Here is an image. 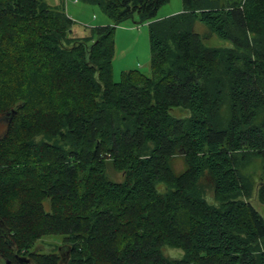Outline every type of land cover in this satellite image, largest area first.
Returning <instances> with one entry per match:
<instances>
[{
	"label": "trees",
	"instance_id": "trees-1",
	"mask_svg": "<svg viewBox=\"0 0 264 264\" xmlns=\"http://www.w3.org/2000/svg\"><path fill=\"white\" fill-rule=\"evenodd\" d=\"M75 1L111 23L79 36L65 7L0 0V264H264V0L164 19L171 0ZM136 16L151 76L116 82L115 31Z\"/></svg>",
	"mask_w": 264,
	"mask_h": 264
},
{
	"label": "rangeland",
	"instance_id": "rangeland-1",
	"mask_svg": "<svg viewBox=\"0 0 264 264\" xmlns=\"http://www.w3.org/2000/svg\"><path fill=\"white\" fill-rule=\"evenodd\" d=\"M44 2L54 9L66 8L67 13L76 22V32L79 36H90L91 28L100 25H107L111 23L110 19L103 14L98 6L76 2L75 0H44ZM183 11L182 0H171L163 5L157 15L156 19H164L169 16L179 14ZM135 20H128L122 25L118 26L115 31L116 54L113 61L114 80L119 82L122 77V72L130 70H140L144 75L151 76V45L149 36V26L147 23L135 24ZM195 30L200 36L204 38V42L210 47H233V44L218 38L211 33L209 27L201 22H196ZM178 117H187L189 112L182 109H175L173 112ZM0 119H2L0 117ZM5 130V121L0 120V134ZM259 165V164H258ZM109 176L113 180H120L121 174L109 168ZM256 176V191L254 197L251 199L252 204L264 215V205L257 197V190L261 184L260 170L255 172ZM207 179H204L206 184ZM208 197L211 199L212 191L209 190ZM2 228L0 223V229ZM61 243V239L46 238L39 241L35 250L41 253H53L54 247ZM58 250H61L59 248ZM64 254V251L62 252ZM166 255L173 257H180L179 251L167 250Z\"/></svg>",
	"mask_w": 264,
	"mask_h": 264
},
{
	"label": "water",
	"instance_id": "water-1",
	"mask_svg": "<svg viewBox=\"0 0 264 264\" xmlns=\"http://www.w3.org/2000/svg\"><path fill=\"white\" fill-rule=\"evenodd\" d=\"M6 264H9V262H6Z\"/></svg>",
	"mask_w": 264,
	"mask_h": 264
}]
</instances>
